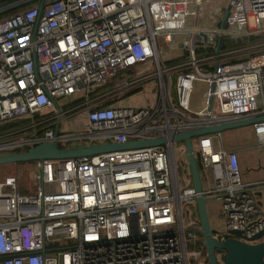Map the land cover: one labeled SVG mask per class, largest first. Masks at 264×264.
<instances>
[{"label": "built area", "instance_id": "obj_1", "mask_svg": "<svg viewBox=\"0 0 264 264\" xmlns=\"http://www.w3.org/2000/svg\"><path fill=\"white\" fill-rule=\"evenodd\" d=\"M209 1L216 0H44L39 10L40 0H20L12 6L32 4L0 18V156L51 141L71 147L164 140L26 163L34 171L30 194L20 192L21 172L1 178L0 264H206L194 218L198 196L220 202L218 241L231 231L248 244L259 234L264 239V179L243 182L237 152L222 134L193 140L200 193L170 140L264 114V0H225L214 25H200ZM122 73V82L105 91ZM153 81V106L108 104ZM197 84L206 86L204 103L192 109ZM71 97L79 106L63 111L57 101ZM78 110L85 128L61 132ZM15 122L24 123L11 127ZM251 130L264 169V122ZM180 153L186 157L184 145ZM222 256L216 252L218 261Z\"/></svg>", "mask_w": 264, "mask_h": 264}, {"label": "water", "instance_id": "obj_2", "mask_svg": "<svg viewBox=\"0 0 264 264\" xmlns=\"http://www.w3.org/2000/svg\"><path fill=\"white\" fill-rule=\"evenodd\" d=\"M44 0H40L39 10L42 8ZM227 16L225 10L221 19L220 27L222 28ZM221 38H218L216 53L220 48ZM55 110L60 112L56 101H53ZM264 122V114L254 117H245L234 121L209 125L192 131L176 134L170 138L175 143H182L185 148L186 162L191 178V185L195 193L202 190L200 180V169L197 163L196 155L193 147V140L206 135L222 133L239 128L251 127L254 124ZM57 127L54 128V134ZM164 144L162 139H151L141 141H128L122 144L105 143L91 144L71 147H60L55 141L43 142L25 151L14 152L0 156V166H8L15 164L31 163L36 161L47 160H71L87 157L98 156L102 154L126 151L134 149H142L149 147L161 146ZM264 191V188H263ZM210 198L198 196L195 198L194 207L196 209L199 234L202 238L204 250L206 253V264H264V239L261 240L262 234L257 235L252 241L256 243L248 244L239 240L241 238L239 232H228L224 240L218 241L211 229L210 222L206 211V203ZM222 251L221 261L217 260L216 252Z\"/></svg>", "mask_w": 264, "mask_h": 264}, {"label": "rangeland", "instance_id": "obj_3", "mask_svg": "<svg viewBox=\"0 0 264 264\" xmlns=\"http://www.w3.org/2000/svg\"><path fill=\"white\" fill-rule=\"evenodd\" d=\"M225 7H226L225 0H216L212 2L209 1L208 3L204 4L203 19L200 21V25L204 24L206 26L207 25L213 26L214 24L210 23V19L213 17L214 13L217 10ZM260 38H262V36ZM260 38H256V39H260ZM122 80H123L122 76L119 79L117 78L114 81V86L119 85L122 82ZM205 89H206L205 85H201V84L195 85V91L193 97L191 98L192 109H197V108L200 109L203 107ZM156 93H157V82L153 81L144 84V87L140 91L126 94L120 99L113 97L110 101H118L116 105L120 107L140 109V107H145L147 105L153 106L156 99ZM76 100H78L77 97L61 98L57 101V103L58 105H60V108L63 111H65L66 109L79 106V101ZM213 112L215 113L218 112L217 101L213 102ZM85 126H86V117L84 111L82 110H78L69 119L64 120L60 124L61 132H65V133H78L82 131L85 128ZM221 134H222L223 143L226 148H228L227 144L234 147H238V146L248 147V150H246L245 154L241 156L244 158L243 165L240 166L239 164L243 182L249 183L255 180L264 179L262 155L260 150L257 147H255V140L253 138L251 127L225 131L222 132ZM182 145H183L182 143L176 144L177 160L180 164H183V162L186 161V157L184 153L178 154L182 149ZM193 147L194 149H196L195 144L193 145ZM17 172H21L22 175H24L23 176L24 179H22L24 180L23 186H21L22 188L20 189V192L30 194V192L33 190V187L35 186V183L32 181V176L34 171L26 163L0 166V179L8 175L16 174ZM183 173L187 175V178H190L187 167L185 171H183ZM263 200H264V193H263ZM219 207H220V202L218 199H210L206 203V211L210 222V226L212 231L216 233H219L224 229L223 228L224 220L223 217H221L219 214ZM191 212L194 213L193 210H191ZM213 217L216 219V221L214 220ZM194 218L198 223L197 215Z\"/></svg>", "mask_w": 264, "mask_h": 264}, {"label": "trees", "instance_id": "obj_4", "mask_svg": "<svg viewBox=\"0 0 264 264\" xmlns=\"http://www.w3.org/2000/svg\"><path fill=\"white\" fill-rule=\"evenodd\" d=\"M18 1H20V0H0V18L3 17V16H6V15L14 14L17 11H19V10H21V9H23V8H25V7H27V6L32 4V2H27V3H24V4L17 5V6H12L13 4H15ZM222 48H224V45L222 46ZM114 102L115 101H109L108 104L114 103ZM24 122H15V123H12L10 125H11V127H14V126H17L18 124H21V123H24ZM22 151H25V150H22ZM199 237L201 238L200 235H199ZM203 254H205V250H203Z\"/></svg>", "mask_w": 264, "mask_h": 264}, {"label": "crops", "instance_id": "obj_5", "mask_svg": "<svg viewBox=\"0 0 264 264\" xmlns=\"http://www.w3.org/2000/svg\"><path fill=\"white\" fill-rule=\"evenodd\" d=\"M122 74H123V75H122V79H124V78L126 77V74H125V73H122ZM119 78H121V76L118 77V79H119ZM110 85H111V86H110ZM108 86H109V87H108ZM113 86H114V82L110 83L109 85H107V88H106L105 91H107V92L111 91L110 89H111V87H113ZM117 102H118V101H115L114 103H110V104H111L112 106H114V107H117V105H116ZM146 107H149V106L147 105V106H145V107H140V108H146ZM51 116H52V114H51ZM54 128H55V127H53V131H54ZM227 146H228V148H229L230 150H234V151L237 152V156H238L239 164H240V166H242V165H243V160H244V158L241 157V156L245 154L246 150H248V147H246V146H238V147H234V146H231V145H228V144H227ZM255 181H257V180H255ZM194 210L196 211L195 207H194ZM219 214H220V216H221L220 208H219ZM221 217H222V216H221ZM213 218H214V217H213ZM214 220L216 221L215 218H214ZM223 228H224V227H223Z\"/></svg>", "mask_w": 264, "mask_h": 264}]
</instances>
